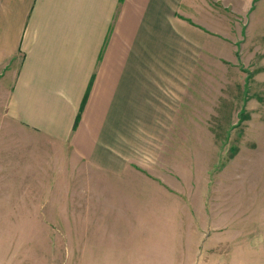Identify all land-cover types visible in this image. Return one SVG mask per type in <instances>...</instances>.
<instances>
[{
	"label": "rangeland",
	"instance_id": "obj_1",
	"mask_svg": "<svg viewBox=\"0 0 264 264\" xmlns=\"http://www.w3.org/2000/svg\"><path fill=\"white\" fill-rule=\"evenodd\" d=\"M184 12L175 123L122 176L15 119L0 76V264H264V0Z\"/></svg>",
	"mask_w": 264,
	"mask_h": 264
},
{
	"label": "crops",
	"instance_id": "obj_2",
	"mask_svg": "<svg viewBox=\"0 0 264 264\" xmlns=\"http://www.w3.org/2000/svg\"><path fill=\"white\" fill-rule=\"evenodd\" d=\"M190 1L0 0L11 115L109 173L134 169L152 139L169 137L183 97L175 75L190 79L173 59L202 28L184 11L208 0Z\"/></svg>",
	"mask_w": 264,
	"mask_h": 264
}]
</instances>
